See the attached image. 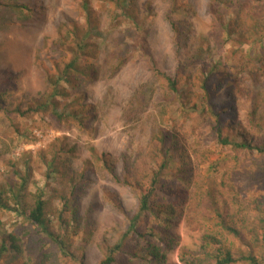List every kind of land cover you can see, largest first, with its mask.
<instances>
[{
    "label": "rangeland",
    "instance_id": "374dc122",
    "mask_svg": "<svg viewBox=\"0 0 264 264\" xmlns=\"http://www.w3.org/2000/svg\"><path fill=\"white\" fill-rule=\"evenodd\" d=\"M128 8L133 17L111 0H0V191L28 209L41 193L46 225L0 210V239L15 233L21 246L4 264H100L138 211L141 190L122 179L147 184L162 133L177 138L171 144L193 172L166 170L152 199L176 208L178 246L153 255L148 245L158 242L147 232L164 225L142 215L113 264H213L180 255L212 250L206 235L236 257L264 251V152L218 137V128L228 133L221 119L264 141V40L245 30L264 21V0H130ZM78 52V70L67 71ZM65 71L51 103L49 80ZM206 95L215 112L230 102L221 118L199 107ZM225 172L236 176L238 212L228 220L240 238L215 223L212 199L221 210L222 201L212 184Z\"/></svg>",
    "mask_w": 264,
    "mask_h": 264
},
{
    "label": "trees",
    "instance_id": "16d2710c",
    "mask_svg": "<svg viewBox=\"0 0 264 264\" xmlns=\"http://www.w3.org/2000/svg\"><path fill=\"white\" fill-rule=\"evenodd\" d=\"M113 5L116 6L118 9L123 11V15L127 17H133L132 14L129 12L128 4L130 0H111ZM84 11L88 12V8L86 4H84ZM88 15L86 14V17ZM88 18V17H87ZM133 19V18H131ZM88 21V19H87ZM134 21V20H133ZM89 22V21H88ZM264 28V21H258L251 27H246L245 30L250 36H255L260 41V44L263 42L264 34H262ZM80 47L83 49V46ZM264 45V44H262ZM262 47V51L264 53V46ZM79 57L80 53H75L74 56L69 60V62L65 65V69L67 71L70 70H78L79 67ZM264 57V56H263ZM124 58V57H123ZM122 58V59H123ZM253 62L261 61V57L252 58ZM164 79L168 82L169 87L171 89H174V82L171 80L167 75L161 74ZM70 76H68V73L65 71L64 74H61L57 76L56 79L49 80L50 84L52 85V91L49 94V100L52 103V99H54L57 95L61 94L59 84L61 81L66 82L68 81ZM204 85L206 83L204 82ZM206 88V86H205ZM205 100L201 102V110L204 111V107L208 106L210 109V112L212 115H216L218 118L222 117V114L227 111V108L230 107V102H227L223 108H221L220 111L215 112L213 109L212 104H210V96L206 95ZM229 100V99H228ZM227 100V101H228ZM199 107H197L195 104L191 107H188V110L191 112L195 111L197 112ZM3 107L0 104V109ZM52 111L58 116L62 117V113H58L56 108L52 106ZM70 116H75L74 113L70 114ZM220 122L224 125H226L228 133L226 135H223L220 128H218V137L219 141L223 145H231L234 147H240L244 149H255L256 151H259L261 153L264 152V141L260 142L259 144L254 142V139L250 136L249 132L245 129H241V127L235 125L231 120H228L227 122H224L220 119ZM160 148L157 149L156 156L161 157V161L159 162L158 166L155 170H153L151 176L148 178V182L145 186L142 184H137L138 182H134L129 178H123L122 182L126 183L128 185L133 186L134 188H139L141 190V193L139 195V205H138V211L130 218L129 225L127 227V230L125 233L120 237V239L111 247L106 249V254L104 259L100 262V264H113L116 261V253L120 250L123 240L128 236L130 232H133L136 230V224L142 217V215H150L153 216L158 222L164 225L157 228H149V231L147 234L152 237L155 241H157V244L150 243L148 247L150 246V252L153 255H156L159 258L164 257V253L166 251L172 250L177 248L178 241L176 240L175 236L171 233V230L176 225V211L174 206H158V204H155L152 199L153 195L156 192V188L158 185H160L162 177L165 175L166 170L172 169L175 167V170H180V173H183V178H186L189 176L190 178L193 177L192 169H190V165L187 167V164L185 162V159L187 157L184 150L179 149L175 144L174 146L171 144L172 142L177 141V138L175 136H170L168 134L162 133L160 136ZM104 163H110L105 158ZM218 163V161H217ZM174 164V165H173ZM110 165V164H109ZM108 165V166H109ZM178 165V166H177ZM110 172L113 173L112 167L109 166ZM116 179L117 176H115ZM25 179V178H23ZM218 181H215V184H212L214 186V189L217 191V195L220 196V199L222 201L221 209L220 207L215 203L214 197L212 199L213 207L216 215L215 223L218 224L223 230L226 232L236 236L241 237L240 231L233 225V223L228 220L229 218L234 222V219L237 215V208L235 207L234 202V195L237 192V187L234 184V181L236 179V176L230 174V172L221 173V175L216 178ZM23 185V184H22ZM213 189V190H214ZM10 190L14 193V186H10ZM212 190H208V193L211 194ZM214 192V191H213ZM20 192L14 193L12 196L16 198V203H20L22 201V196L19 194ZM175 196L179 198L181 196L180 191L177 190L175 193ZM213 196L215 194L213 193ZM160 204V203H159ZM19 207V208H17ZM0 210L2 211H10L14 210L16 213H19L23 217V220H27L28 222L32 223L36 226H41L42 229H46L45 224V218H44V200L42 198V194L38 193L35 196L34 204L31 208H26L24 206L16 205L15 207L11 206L7 200H5L2 196V191H0ZM255 211L260 212L261 207L254 208ZM226 211V214L224 212ZM154 229V230H153ZM205 244L210 246L212 245V250H206L204 247L203 252H201L199 255L194 251H188L185 249H181L180 255L182 257V254H187L188 256L192 257V261H200L202 259L203 262L211 261L213 264H236L237 262L244 260L247 262V264H264V251L260 257H255L252 253H248L246 255H241L239 257H236L232 251L222 245L220 243V240H218L214 236L206 235L204 237ZM64 245L61 243V249H64ZM162 247L164 248V252H161ZM9 249H13L14 251H21L20 241L19 238L15 233H9L7 236L0 239V264L3 263V257L5 256L6 252L9 251ZM63 250V254L71 258L72 260L76 261V256L73 253H70L68 249ZM197 254V255H196ZM24 264H29V262H25ZM79 264H83L79 261ZM192 264V263H189Z\"/></svg>",
    "mask_w": 264,
    "mask_h": 264
}]
</instances>
